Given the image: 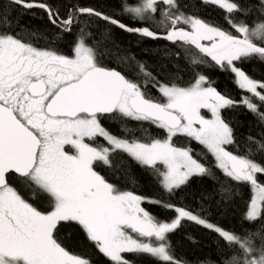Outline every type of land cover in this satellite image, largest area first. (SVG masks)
I'll return each instance as SVG.
<instances>
[{
	"label": "snow or ice",
	"instance_id": "6c2138e0",
	"mask_svg": "<svg viewBox=\"0 0 264 264\" xmlns=\"http://www.w3.org/2000/svg\"><path fill=\"white\" fill-rule=\"evenodd\" d=\"M201 3L221 9L228 27L185 14L179 0H118L116 13L70 3L61 14L39 0H7L0 8V264H93L69 247L71 234L82 236L107 264H138L143 256L187 264L171 243L185 222L216 235L217 258L202 264H264V159H254L264 157V136H249L255 147L244 154L229 150L236 140L222 115L240 103L264 125V80L241 66L264 62V0ZM12 5L47 14L51 37L32 33L47 47L26 41L22 27L13 29ZM113 28L194 51L193 65L232 74L245 95L233 100L195 69L182 85L178 76L160 79L141 61L129 74L109 66L106 59L135 60L122 54ZM107 121L135 122L142 134L130 136L128 129L118 137ZM193 141L206 150L203 160L187 146ZM125 155L157 177L167 199L122 190L101 174L100 168L125 174ZM209 155L211 165L204 162ZM213 168L230 182L216 191L225 204L236 190L250 191L239 231L211 222L203 204L194 210L173 202L193 178H214ZM146 203L174 215L157 216Z\"/></svg>",
	"mask_w": 264,
	"mask_h": 264
},
{
	"label": "trees",
	"instance_id": "16d2710c",
	"mask_svg": "<svg viewBox=\"0 0 264 264\" xmlns=\"http://www.w3.org/2000/svg\"><path fill=\"white\" fill-rule=\"evenodd\" d=\"M39 2L58 7L61 14L65 12L66 7L70 3L78 4L82 7L97 8L107 13L119 11L118 0H39ZM249 2H252V0H249ZM6 3L7 1L0 0V8H3ZM179 4L185 14L195 15L209 22L219 23L223 27H228L224 21L225 13L216 6L204 5L200 0H179ZM8 12L14 18V21L18 22L13 24V29L19 30L22 27V35L26 41L32 42L34 45L48 46L43 39L32 35L33 32H37L51 37L55 31L53 26L48 22L47 14L42 9H25L12 5L8 8ZM122 19L123 22L130 26H136V22L130 21L126 17ZM159 30L163 31V27L161 26ZM112 37L115 43L120 46L122 54L127 55L130 53L135 57V60H129L126 64H117L115 59H106L105 63L109 66L117 67L126 74L136 70L135 61H141L148 71L160 79L167 80L178 76V83L186 85L192 81L193 69H195L208 76L221 93L231 97L233 100L239 102L245 95L243 90L239 89L234 83L232 74L222 72L216 67L193 65L191 61L197 58L194 51H187L185 48L165 40L146 39L116 28L112 29ZM66 42L70 43L71 37H66ZM57 46L64 47V45ZM108 47H112L111 43L108 44ZM241 66L252 78L264 80V62L253 59ZM134 78L138 80L143 79V77ZM150 91L152 95H156L154 89H150ZM206 111L202 110L205 113ZM222 115L234 130L236 145L231 146L229 150L244 154L249 147H255L254 145H249L247 140L249 136L257 138L264 136V125L259 124L256 117L242 104L238 103L233 108L223 110ZM106 127L118 137H124L128 129H132L131 132L127 133L130 136L139 137L142 134V130H137L135 122L130 121H107ZM145 127L148 128L151 135L160 136L159 130L148 125H145ZM187 146H190L194 150L193 155L197 159L203 160L202 154L206 152L203 146L194 141ZM124 159L127 160V164L125 165L127 172L125 174L111 171L108 168H100L99 171L106 179L119 186L122 190L133 191L136 194L152 199H167L166 194L158 183L157 177L149 171L138 167L126 155ZM254 159L260 160L264 159V157L257 155ZM204 162L211 165L213 158L209 155ZM114 163L119 164V159L114 160ZM213 171L215 172L214 178H193L190 184L182 189L181 193L174 198L173 202L194 210L200 209L203 204L205 211L202 215H205L211 222L226 229L239 231L242 227L241 217L246 211V202L250 200V191L247 187L238 190L234 187V190L239 191V195H236L233 200L225 204L216 195V191L219 184L223 183L227 187L230 182L225 180L219 170L213 168ZM205 194H210L212 198L203 201L202 197ZM40 205L42 206V203ZM143 206L160 217H171L174 215L171 212L165 213L152 204L146 203ZM71 235L75 244L73 248L69 246L73 251L84 254V257L93 261V264H107L106 259L102 255H99L93 247L86 246L82 236ZM216 239L214 233L204 229L202 226H198L192 222H185L181 228L172 234L171 243L174 248L175 257L178 260H183L187 264H202L205 261L216 260ZM138 264H157V261L143 256L139 259Z\"/></svg>",
	"mask_w": 264,
	"mask_h": 264
},
{
	"label": "flooded vegetation",
	"instance_id": "af4514ba",
	"mask_svg": "<svg viewBox=\"0 0 264 264\" xmlns=\"http://www.w3.org/2000/svg\"><path fill=\"white\" fill-rule=\"evenodd\" d=\"M3 1H7V0H3ZM200 1H201V0H200ZM129 26H130V25H129ZM36 46H39V47H45V46H40V45H36ZM39 206L43 208L45 205L42 203V206H41L40 204H39ZM68 244H69L72 248L74 247L75 241H73L72 235L69 236ZM70 246H69V247H70ZM71 247H70V248H71ZM72 248H71V249H72ZM72 250H73V249H72ZM77 254H80V253L77 252ZM80 255L84 256V254H80Z\"/></svg>",
	"mask_w": 264,
	"mask_h": 264
},
{
	"label": "water",
	"instance_id": "95a60500",
	"mask_svg": "<svg viewBox=\"0 0 264 264\" xmlns=\"http://www.w3.org/2000/svg\"><path fill=\"white\" fill-rule=\"evenodd\" d=\"M152 40V39H151ZM161 40H163V39H161Z\"/></svg>",
	"mask_w": 264,
	"mask_h": 264
},
{
	"label": "rangeland",
	"instance_id": "374dc122",
	"mask_svg": "<svg viewBox=\"0 0 264 264\" xmlns=\"http://www.w3.org/2000/svg\"><path fill=\"white\" fill-rule=\"evenodd\" d=\"M204 111V110H203Z\"/></svg>",
	"mask_w": 264,
	"mask_h": 264
}]
</instances>
